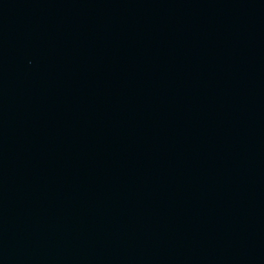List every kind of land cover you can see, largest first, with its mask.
I'll use <instances>...</instances> for the list:
<instances>
[{
	"label": "water",
	"instance_id": "95a60500",
	"mask_svg": "<svg viewBox=\"0 0 264 264\" xmlns=\"http://www.w3.org/2000/svg\"><path fill=\"white\" fill-rule=\"evenodd\" d=\"M0 264H264V0H0Z\"/></svg>",
	"mask_w": 264,
	"mask_h": 264
}]
</instances>
